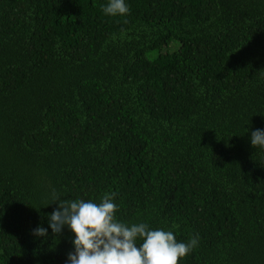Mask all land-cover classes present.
<instances>
[{
  "label": "trees",
  "instance_id": "1",
  "mask_svg": "<svg viewBox=\"0 0 264 264\" xmlns=\"http://www.w3.org/2000/svg\"><path fill=\"white\" fill-rule=\"evenodd\" d=\"M108 2L0 0V264H66L53 193L112 192L117 221L198 235L179 264H264V0Z\"/></svg>",
  "mask_w": 264,
  "mask_h": 264
},
{
  "label": "clouds",
  "instance_id": "2",
  "mask_svg": "<svg viewBox=\"0 0 264 264\" xmlns=\"http://www.w3.org/2000/svg\"><path fill=\"white\" fill-rule=\"evenodd\" d=\"M102 7L105 14L112 16L129 12L125 0H109ZM250 141L253 148H264V129L252 131ZM115 195L105 193L98 204L92 200L61 199L53 193L51 203L57 207L48 214V225L55 236L68 226L75 237L74 251L68 253L66 264H179L197 246L198 235L188 242H178L172 231L117 221ZM32 233L47 237L48 229L39 225ZM137 240L142 242L137 244Z\"/></svg>",
  "mask_w": 264,
  "mask_h": 264
}]
</instances>
